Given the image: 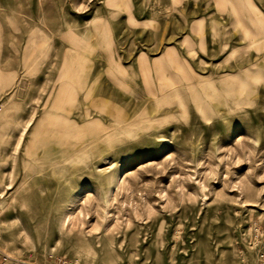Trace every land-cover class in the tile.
Instances as JSON below:
<instances>
[{
    "label": "rangeland",
    "instance_id": "1",
    "mask_svg": "<svg viewBox=\"0 0 264 264\" xmlns=\"http://www.w3.org/2000/svg\"><path fill=\"white\" fill-rule=\"evenodd\" d=\"M0 264H264V0H0Z\"/></svg>",
    "mask_w": 264,
    "mask_h": 264
},
{
    "label": "bare ground",
    "instance_id": "2",
    "mask_svg": "<svg viewBox=\"0 0 264 264\" xmlns=\"http://www.w3.org/2000/svg\"><path fill=\"white\" fill-rule=\"evenodd\" d=\"M39 33H40V32H39ZM39 33H38V34H39ZM41 35H42V34H41ZM65 152H66V151H65ZM62 161H63V160H62ZM60 164H61V163H60ZM80 164H81V163H80ZM117 188H118V187H117ZM117 188H116V189H117ZM92 196H93V195H92ZM103 203H104V205H107V204H108V196H105V197H104V202H103ZM104 214H105V213H104ZM83 215H84V214H83ZM65 218H66V217H65Z\"/></svg>",
    "mask_w": 264,
    "mask_h": 264
}]
</instances>
